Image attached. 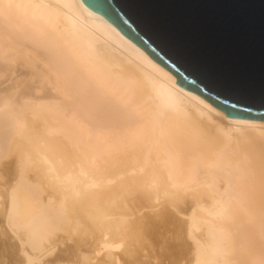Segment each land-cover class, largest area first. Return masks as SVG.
Listing matches in <instances>:
<instances>
[{"label":"bare ground","instance_id":"bare-ground-1","mask_svg":"<svg viewBox=\"0 0 264 264\" xmlns=\"http://www.w3.org/2000/svg\"><path fill=\"white\" fill-rule=\"evenodd\" d=\"M7 49V81L60 98L0 89V264H264V121L227 118L81 0H0Z\"/></svg>","mask_w":264,"mask_h":264},{"label":"water","instance_id":"water-1","mask_svg":"<svg viewBox=\"0 0 264 264\" xmlns=\"http://www.w3.org/2000/svg\"><path fill=\"white\" fill-rule=\"evenodd\" d=\"M227 118L264 121V0H81Z\"/></svg>","mask_w":264,"mask_h":264},{"label":"rangeland","instance_id":"rangeland-1","mask_svg":"<svg viewBox=\"0 0 264 264\" xmlns=\"http://www.w3.org/2000/svg\"><path fill=\"white\" fill-rule=\"evenodd\" d=\"M11 50L12 49H7V51H5L2 55L0 54L1 55L0 56V89H3L4 87L7 88L10 85H14L15 84L13 86V88H12V91L10 90V93L15 95L14 96L15 97L14 98L15 99L14 101L15 102L17 101V105H18V103L21 104V102H23L25 100V98H27L28 96H31L32 94H34V91L35 90H40V92L38 93L39 98L51 99V97L54 96V97H56V98L59 99L60 98L59 94L54 91L53 85L51 83L49 84L48 81H44L42 83V85H41L42 89L40 88V85H36V84L34 85L31 82V77H29V76H26L25 77L26 74L25 75H22L21 77L15 79L13 81H9V80L7 81V77L5 75L6 74H10L12 72L14 73L15 72V68L18 69L17 65L15 64L16 62H15L14 56H13V54L15 55V53H13V51H15V50H13L12 52H11ZM7 57H9V58H7ZM11 57H12V59H11ZM11 60H13V61H11ZM40 64L38 63V61H36V63H35V65H36V67L38 69H41ZM12 66H13V68H12ZM14 66H15V68H14ZM7 69H8V71H7ZM10 70L11 71L13 70V71L10 72ZM24 71L26 72L27 69H25ZM4 80H6V81H4ZM3 81L5 82V84H4ZM19 83H21V85L22 84L23 85L21 86ZM49 89H51V90H49ZM53 92H55V93H53Z\"/></svg>","mask_w":264,"mask_h":264}]
</instances>
